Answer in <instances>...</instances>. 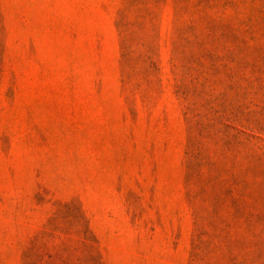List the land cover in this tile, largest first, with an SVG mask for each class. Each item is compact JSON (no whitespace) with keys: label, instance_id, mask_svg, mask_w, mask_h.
<instances>
[{"label":"rangeland","instance_id":"374dc122","mask_svg":"<svg viewBox=\"0 0 264 264\" xmlns=\"http://www.w3.org/2000/svg\"><path fill=\"white\" fill-rule=\"evenodd\" d=\"M0 264H264V0H0Z\"/></svg>","mask_w":264,"mask_h":264}]
</instances>
